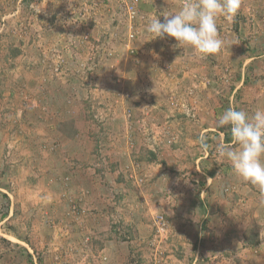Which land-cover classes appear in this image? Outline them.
<instances>
[{"label":"rangeland","instance_id":"374dc122","mask_svg":"<svg viewBox=\"0 0 264 264\" xmlns=\"http://www.w3.org/2000/svg\"><path fill=\"white\" fill-rule=\"evenodd\" d=\"M182 3L0 0V264H264V197L215 151L231 144L229 127L217 126L226 108L264 106V0H241L232 20L218 17L223 47L206 58L145 31L149 16ZM67 70V105L81 97V110L65 127L123 125L128 143L117 150L130 155L128 166L111 146L79 157L77 141L59 144L68 139L49 116V127L39 125L46 82ZM71 148L88 184L119 209L116 185L135 198L144 190L145 238L120 210L93 236L83 221L87 190L70 195L73 179L58 176L60 164L73 166L63 160ZM158 216L167 221L159 236Z\"/></svg>","mask_w":264,"mask_h":264},{"label":"clouds","instance_id":"9594fccd","mask_svg":"<svg viewBox=\"0 0 264 264\" xmlns=\"http://www.w3.org/2000/svg\"><path fill=\"white\" fill-rule=\"evenodd\" d=\"M240 7L241 0H183L178 11L167 9L158 16H149L145 31L153 40L174 38L175 47L191 48L206 58L223 47L218 17L232 20ZM160 16L164 17L163 22ZM217 126L229 127L231 144L218 143L216 154L227 160L234 173L264 197V106L258 105L252 111L229 106L218 116ZM201 144L207 148L203 140Z\"/></svg>","mask_w":264,"mask_h":264},{"label":"crops","instance_id":"0c3cea01","mask_svg":"<svg viewBox=\"0 0 264 264\" xmlns=\"http://www.w3.org/2000/svg\"><path fill=\"white\" fill-rule=\"evenodd\" d=\"M39 29H43L42 26H39L37 31H39ZM93 31L94 30H91V34L94 33ZM86 34L89 35V30L88 32H86ZM67 45H70V43H68ZM67 45L65 46L64 49H62V51H65V49L68 48ZM69 75L70 73L68 72L66 73L65 76H63V78L60 77L59 79L56 80L49 79V82H46L45 88H47V84H48L49 89L48 90L46 89V91L43 93L42 99L43 101H45V104H48L49 106L47 105L46 112L43 113L44 118L42 119L41 124L39 125L43 126L44 124H46L49 127V124H47L46 122L47 121L46 119H48L49 116L54 121L58 122V123H54V125L57 127L56 129H58L57 131H59V134L61 135L63 134V136L66 139H68V140H64L59 138L61 140L59 144H61L62 146L70 147L71 145L74 144L72 143L73 141H77L78 142L77 145L79 146L80 149L79 152H77L79 157L89 156L90 151L92 150L94 151V149L97 147L111 146V147H115L113 148L112 151L114 155L113 157H115L114 161L118 163L121 162L122 165L124 164V166H128L132 160L130 159V155L127 157L126 155H124L125 153L124 150L123 151L117 150V147H123L125 149L128 143L125 137L126 129L124 128L123 125L111 128V125L108 123L103 126L97 125L93 128H91L90 126L86 128V127H80L77 123L76 125L71 126V128L65 127V124L63 122L73 119L77 115V113L81 110L80 108L78 109L76 107V100L77 98H81V97H77V98L74 97L71 105L70 106L67 105V101L71 98L67 88L72 86L74 83L73 77ZM46 100H48L49 102H47ZM103 110L105 109L103 108ZM47 130L48 133L52 131L51 128ZM109 131L115 132L116 135L113 136V138H108ZM68 152L69 154L63 160L72 162L73 166L67 165L61 160L63 163L60 164L61 169L58 176H60L59 178L71 177L73 179L74 183H72V185H74V187H73V191L69 193L70 195L73 193L75 196L81 194L80 193L81 190L83 189L87 190V193L89 195L87 199L89 203H86V205H88L86 208H88L89 212H88V216L83 221H85V224L90 225V228L92 227L96 230L95 232H93V236L95 234L96 235L101 234L99 233V229L101 227H103L102 230L105 231L107 229L108 226L107 224L109 223L111 216L114 215V217L117 216L119 217L120 215L118 211L120 210L123 215L122 218L126 221L125 222L126 225L132 224L131 227L134 228L135 234H137V236L140 235L139 238H145L147 234L145 232L146 225L144 224V222L147 223L150 221V218L148 216V214L150 213V209L147 208L148 206L142 200H140L146 197L147 195L144 194V190L143 192L139 193V197L136 196L135 198L131 196L133 194L131 191L129 192V194H126L124 192L125 190H122L121 188L119 189L116 185V188L118 189L117 191L118 192L121 191L120 196L118 198L119 203H121V209H119L116 204L114 203H113L114 205L112 204V200L107 197V195L110 194L109 193L107 194L106 189L104 191V189H102L100 184L96 186H91V184H88L86 179L90 178V173L89 172L81 173L80 172L81 169L79 170L78 166L76 165V163L80 164V162H82L83 160L77 158L76 156L71 155V152L73 155L75 154V151L72 148ZM95 155L96 154H94V156ZM71 167H73L72 168L73 172L72 171L70 172ZM65 172H68V174H66ZM162 177L163 176L159 178ZM164 177H163L164 179L167 178L165 174ZM94 178L98 180L97 177ZM147 191L149 190H146V192ZM137 199L140 200L138 203L134 201ZM139 228H142L143 231L138 230ZM102 236L103 235L101 234L100 237ZM99 239H101V243L102 242L104 243V246L108 242L107 241L108 238H99ZM115 246L117 247L116 252L120 251L123 248L122 244L119 245L117 244ZM111 257L113 256L111 255Z\"/></svg>","mask_w":264,"mask_h":264},{"label":"built area","instance_id":"2783aa9c","mask_svg":"<svg viewBox=\"0 0 264 264\" xmlns=\"http://www.w3.org/2000/svg\"><path fill=\"white\" fill-rule=\"evenodd\" d=\"M128 11H129L131 16L135 15V13H136L134 6L128 8ZM155 228H156V235L157 236L163 235L164 233H166L167 221L165 220V218L163 216H158L155 219Z\"/></svg>","mask_w":264,"mask_h":264}]
</instances>
